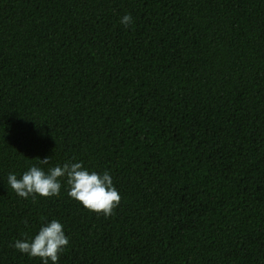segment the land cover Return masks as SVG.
I'll return each mask as SVG.
<instances>
[{
	"label": "trees",
	"instance_id": "obj_1",
	"mask_svg": "<svg viewBox=\"0 0 264 264\" xmlns=\"http://www.w3.org/2000/svg\"><path fill=\"white\" fill-rule=\"evenodd\" d=\"M0 264H264V0H0Z\"/></svg>",
	"mask_w": 264,
	"mask_h": 264
}]
</instances>
